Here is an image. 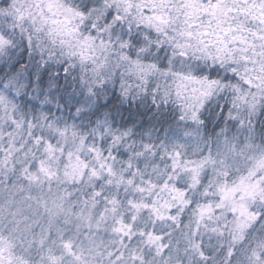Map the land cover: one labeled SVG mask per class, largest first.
Listing matches in <instances>:
<instances>
[{
    "label": "snow or ice",
    "instance_id": "snow-or-ice-1",
    "mask_svg": "<svg viewBox=\"0 0 264 264\" xmlns=\"http://www.w3.org/2000/svg\"><path fill=\"white\" fill-rule=\"evenodd\" d=\"M0 264H264V0H0Z\"/></svg>",
    "mask_w": 264,
    "mask_h": 264
}]
</instances>
